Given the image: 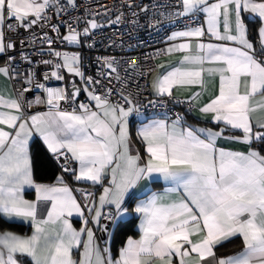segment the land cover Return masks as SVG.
<instances>
[{
    "label": "snow or ice",
    "instance_id": "1",
    "mask_svg": "<svg viewBox=\"0 0 264 264\" xmlns=\"http://www.w3.org/2000/svg\"><path fill=\"white\" fill-rule=\"evenodd\" d=\"M120 7L139 8L145 15L151 8L134 0H123ZM164 7L169 22L175 17L191 23L169 36L182 42L171 43L162 54H179L178 59L156 66L162 71L150 87L160 99L148 103L164 106L163 98L175 100L176 89L199 86L202 91L191 97L196 103L207 91L205 74L218 78L208 100L188 110L213 127L189 124L183 114L147 119L139 100L144 89L125 78L138 73L136 58L124 76L115 57L98 59L104 83L82 71L81 52L53 49L57 39L84 47L93 30L104 27L92 18L78 31L82 18L72 13L79 0H0V78L15 79L18 58L29 66L20 90L0 87V220L31 228L23 235L0 231V264H23L24 257L31 264H264V0H176L175 10ZM117 11L110 24L125 16ZM250 24L257 25L254 34ZM65 27L67 33L61 34ZM37 41L49 46L50 59L43 48L37 49L41 59L35 63L22 51L29 43L35 48ZM40 64L50 71L41 74ZM65 71L80 77V84L45 83L65 80ZM112 74L119 89L109 86ZM81 94L85 100L78 99ZM133 115L140 119L135 137ZM226 143L241 148H226ZM34 144L59 167L52 182L37 176ZM70 181L102 189L98 202L94 192L73 189ZM161 181L166 187L152 191ZM29 190L34 199L26 198ZM129 201H135L132 212L140 219L139 238L129 237L113 256L97 243L96 231L114 235L130 214ZM74 216L81 221L79 229ZM104 221L111 223V232ZM234 238L242 243L240 251L219 254Z\"/></svg>",
    "mask_w": 264,
    "mask_h": 264
},
{
    "label": "built area",
    "instance_id": "2",
    "mask_svg": "<svg viewBox=\"0 0 264 264\" xmlns=\"http://www.w3.org/2000/svg\"><path fill=\"white\" fill-rule=\"evenodd\" d=\"M80 8L72 13L73 17H81V23L78 27V31L82 32L85 26V21L87 19L95 18L100 24L104 25L103 28L93 30V35L91 40L85 41V46L81 47L80 45L70 46L67 42H61L56 40V42L51 46L53 49L61 52H81L84 57V67L82 71L86 75L97 76L104 83H107V80H104L103 77L98 75V71L101 68V64L97 63L98 59L104 57H115L120 61V74L124 76L125 69H130V61L132 58H136L140 63V68L138 73H131L129 76L125 77L130 80L133 85L138 83L142 89H144L143 94L139 97L140 100V109L144 113L146 118L154 117H163L167 115L169 118H175L176 114H182L183 112H189V107L191 106L190 102L184 100H170L168 98H163L164 106H160L159 103L156 106L149 104V101L158 102L160 98L152 96L149 91V79L151 74H149V69L156 68L157 62L165 56L162 54L165 50V42L167 37L171 32L184 30L185 24H190L191 22L185 18H180L177 20L173 17V21L169 22L167 19V14L169 9L164 7V5H172V10H175L176 0H134L137 4H148L151 6L149 12L145 15L140 13L139 8L136 9H124L121 8L123 0H79ZM160 5V7H156ZM120 11L125 12V16L121 19L119 23H109V21H115L116 16L119 15ZM87 10V15L85 14ZM110 10V11H109ZM132 11L139 13L137 17L132 16ZM164 13L163 16L160 14ZM98 14V15H97ZM139 20V25L133 23L135 20ZM59 20V17H57ZM55 22V21H54ZM196 26H199L197 24ZM49 35L56 37L57 33L48 30ZM36 33L38 36H43V32L37 27ZM67 28L61 29V34H66ZM28 34L25 33L24 36ZM23 38V37H21ZM88 44H93L94 46L89 48ZM48 45L41 44L39 41L36 43V47L33 48L31 44H27L22 51L28 53L32 60L35 62L41 59V54L37 50L43 48L45 50L44 58L50 59L47 55ZM21 51V49H17ZM4 61H2L1 66ZM29 66L27 62L17 59L15 67V79L9 81L13 89L20 90L22 87L21 81L25 79V70ZM39 70L41 74L50 71V69L43 65H39ZM107 71V69H105ZM139 73H143L141 76ZM65 75V72H64ZM115 74H112L110 79L112 80L110 87L120 88V84L114 78ZM45 82V81H41ZM49 87H69L67 79L63 81L51 80L45 82ZM133 91L135 88L133 87ZM28 98H34L35 93H28ZM113 99H119L118 96H114ZM38 110H46L43 106H37ZM36 110V109H34ZM139 118L135 115L131 116V120L134 122ZM50 157V156H49ZM53 165L57 168L59 174V167L56 165L50 157ZM77 189V188H75ZM75 195L78 199H83L80 196L79 192H75ZM104 223H111L104 221ZM106 235L103 231H96L97 240H101Z\"/></svg>",
    "mask_w": 264,
    "mask_h": 264
},
{
    "label": "crops",
    "instance_id": "3",
    "mask_svg": "<svg viewBox=\"0 0 264 264\" xmlns=\"http://www.w3.org/2000/svg\"><path fill=\"white\" fill-rule=\"evenodd\" d=\"M175 32V31H174ZM173 32H171L169 34V36L172 34ZM169 36L167 37V40L165 42V49H167L171 43H179V42H182V41H170L168 38ZM204 42L207 43L210 41V38L208 36H205L203 38ZM211 42H216L214 40H212ZM178 55L179 54H174V55H167L165 54V56L163 58H161L157 64V65H160V64H163L165 65L166 67L172 65V64H175L176 63V60L178 59ZM2 59H0V66L2 64ZM209 65H205V67H208ZM162 71V69H159V68H156V71H154L151 76H150V79H149V91H150V94L152 96H154L152 94V91H151V82L152 80L155 78V76L160 72ZM65 76H66V72H65ZM77 83V84H80V77H77V79H75L74 77H71L70 79H72ZM67 79V77H66ZM205 80L208 82L207 83V91H204L203 94L201 95L200 97V100L196 103H203V102H206L209 98V96L211 95V93L214 91V88L216 86V84H218V78L213 81V80H209L207 74H205ZM67 82H68V79H67ZM4 85H6V91L7 92H10L12 91V87H11V84L10 82L8 81V78L4 77V78H0V87H3ZM201 88L199 86H192L190 88H180V89H176L174 91V96L176 99L178 100H184V101H187V102H190L191 104V107H193V109L196 108V103H193L192 100H191V97H192V94L195 93V92H201ZM78 99L80 100H85L86 99V94H82ZM189 113V112H188ZM190 117L192 120H194V122H190L188 121L189 124H195L196 126L198 127H213L212 124H209V123H206L204 120H198L197 119V112L194 110L192 111L191 113H189ZM264 115V114H262ZM154 118H160V119H163V117H154ZM147 119H151V118H147ZM130 120V132L131 134L133 135V137H135V132H136V128L139 126L140 124V119L136 120V121H132L131 120V117L129 118ZM197 121V122H196ZM239 134V133H237ZM224 147L226 148H230V149H240L241 146L239 144H233V143H226L223 145ZM47 154V153H46ZM48 155V154H47ZM49 156V155H48ZM73 183V184H71ZM70 186L75 189V188H87L89 191L91 192H94L96 194V198H97V202H98V197L102 191V189H100L99 187H90L89 185H86V184H82V183H76V182H71L70 181ZM152 191H162L164 189V187H166L163 182L161 181L160 183L158 184H153L152 186ZM74 195H75V192H74ZM26 198L27 199H34V192L33 191H27L26 192ZM135 206V201H129L127 203V207L129 208V215L125 216L124 218V221L121 223V225L119 227H116L115 229V233L114 235H109L108 233H106L105 237L102 238L101 240H97V243L103 248V247H109L110 250H111V254L113 256H117L118 255V251L119 249H121L122 247L125 246V243L127 241V239L129 237H132L133 239H138L139 238V224H140V219L139 217L134 213L132 212V209L134 208ZM131 219H135V223H134V227H133V231L135 232V235H131L129 232L127 233V231L130 230V227L126 228V229H123V227H125L126 225V222L131 220ZM72 220V223H73V226L77 229H79L81 227V221L79 218L77 217H72L71 218ZM17 224H21L23 226H25L26 228H28V232H26L27 234H30L31 233V228L30 226L27 224V223H19V222H16ZM109 231L111 232V227L109 228ZM24 233V234H26ZM23 235V234H21ZM86 239V237H85ZM107 241V243H106ZM121 241V245L119 247H117L116 251L114 252L113 251V247L115 245H117L119 242ZM242 248V243L241 241L238 239V238H234L230 241H226L223 245V247H221L219 249V254H222V255H229V254H232L234 252H238L240 251V249ZM75 255H78V252L76 250H74V256ZM23 260V263L25 264H31V261H30V258H27V257H24V258H20Z\"/></svg>",
    "mask_w": 264,
    "mask_h": 264
},
{
    "label": "trees",
    "instance_id": "4",
    "mask_svg": "<svg viewBox=\"0 0 264 264\" xmlns=\"http://www.w3.org/2000/svg\"><path fill=\"white\" fill-rule=\"evenodd\" d=\"M249 27L252 33L254 34L257 25L250 24ZM182 114L186 116L187 121L194 122V120L191 119L188 112H183ZM32 151H33L34 162H35L38 178L41 179L42 182H52L55 179V176L58 174V171L57 168L53 165L52 161L50 160V157L38 144L33 145ZM134 223H135V219H131L127 221L125 224L126 226L123 227V229L130 227V230L127 231V233L129 232L133 236L135 235V232L133 231ZM4 230L16 232L18 234H24L28 232V228H26L21 224L4 223L2 220H0V231H4ZM120 245H121V241L113 247V251L115 252L117 247H119Z\"/></svg>",
    "mask_w": 264,
    "mask_h": 264
},
{
    "label": "rangeland",
    "instance_id": "5",
    "mask_svg": "<svg viewBox=\"0 0 264 264\" xmlns=\"http://www.w3.org/2000/svg\"><path fill=\"white\" fill-rule=\"evenodd\" d=\"M70 46H76V45H73V44H69ZM66 72V71H65ZM66 77H67V79H68V81L69 80H71L70 78L71 77H74V76H72L71 74H68L67 72H66ZM75 79H77V77H74ZM73 79V78H72Z\"/></svg>",
    "mask_w": 264,
    "mask_h": 264
},
{
    "label": "water",
    "instance_id": "6",
    "mask_svg": "<svg viewBox=\"0 0 264 264\" xmlns=\"http://www.w3.org/2000/svg\"><path fill=\"white\" fill-rule=\"evenodd\" d=\"M73 82H75L73 79L69 80V81H68V86L71 87V84H72ZM81 95H82V94H81ZM81 95H80V96H81Z\"/></svg>",
    "mask_w": 264,
    "mask_h": 264
}]
</instances>
